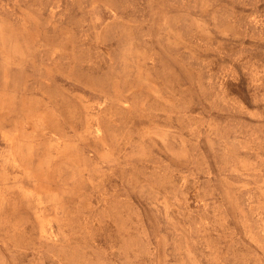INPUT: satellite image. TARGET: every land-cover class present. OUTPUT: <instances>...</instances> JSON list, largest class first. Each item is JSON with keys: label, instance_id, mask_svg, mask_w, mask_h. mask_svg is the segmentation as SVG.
<instances>
[{"label": "rangeland", "instance_id": "rangeland-1", "mask_svg": "<svg viewBox=\"0 0 264 264\" xmlns=\"http://www.w3.org/2000/svg\"><path fill=\"white\" fill-rule=\"evenodd\" d=\"M0 264H264V0H0Z\"/></svg>", "mask_w": 264, "mask_h": 264}]
</instances>
